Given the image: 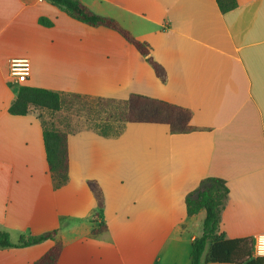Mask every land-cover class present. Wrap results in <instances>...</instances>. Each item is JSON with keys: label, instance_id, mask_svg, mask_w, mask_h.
I'll list each match as a JSON object with an SVG mask.
<instances>
[{"label": "crops", "instance_id": "obj_1", "mask_svg": "<svg viewBox=\"0 0 264 264\" xmlns=\"http://www.w3.org/2000/svg\"><path fill=\"white\" fill-rule=\"evenodd\" d=\"M82 1L149 42L167 80L115 29L82 22L51 0H0V227L14 242L58 229L57 264H191L205 211L189 216L185 198L214 176L230 189L221 231L264 235V0H239L227 12L216 0ZM13 57L30 59L23 84L163 99L190 108L197 128L174 133L164 123L126 122L109 137L68 130L70 179L55 188L44 119L35 110L8 111L21 86L9 79ZM90 179L104 191L99 215ZM101 224L107 230L93 235ZM55 242L0 247V264H32Z\"/></svg>", "mask_w": 264, "mask_h": 264}, {"label": "trees", "instance_id": "obj_2", "mask_svg": "<svg viewBox=\"0 0 264 264\" xmlns=\"http://www.w3.org/2000/svg\"><path fill=\"white\" fill-rule=\"evenodd\" d=\"M54 5L64 9L70 16L93 26L104 25L115 29L132 43L147 61L152 65L156 74L162 81L167 80L165 67L152 55L149 42L136 37L130 30L123 27L118 20L111 16L96 13L82 0H51ZM222 12L236 8L239 0H216ZM39 22L46 26L54 23L47 17H41ZM77 98H95L81 94H64L57 91L22 84L18 94L11 102L8 111L14 115H25L33 108H44L50 111L61 110L67 103V96ZM101 102H112L119 106L110 113L104 122L96 123L88 128H93L103 136H118L124 130L126 122H153L168 124L171 132H189L197 127L192 124L193 111L172 102L151 96L132 93L126 100L113 98H96ZM114 123H118L114 126ZM43 139L49 171L55 188H60L69 182V150L68 130L51 127L44 120ZM88 184L95 196L97 205L95 214L99 215L105 206V195L99 182L95 179L88 180ZM230 189L225 179L221 177H206L199 186L190 191L185 198L189 216L205 211L202 234L192 243L190 253L191 264H202L203 261L211 263L235 264H264V255H254L253 237L229 238L220 229L222 212L226 207ZM106 224L92 229L93 235H98L107 230ZM58 229L41 234L23 233L14 242L8 231L0 227V247H26L40 243L47 239L56 240L38 260L32 264H57L63 250V244L57 240Z\"/></svg>", "mask_w": 264, "mask_h": 264}, {"label": "rangeland", "instance_id": "obj_3", "mask_svg": "<svg viewBox=\"0 0 264 264\" xmlns=\"http://www.w3.org/2000/svg\"><path fill=\"white\" fill-rule=\"evenodd\" d=\"M10 82H13L9 77ZM20 84V83H19ZM22 85V84H21ZM119 105L112 102H101L96 98H77L68 95L67 103L58 111H50L44 108H33L38 112L41 117L48 123L49 126L64 130H79L88 126H93L96 123L104 122L113 109ZM118 123H114L117 126ZM64 127V128H62ZM194 231L200 232L202 230V224L199 227H195ZM190 233H187V237H190ZM178 258L180 261L184 258V251L182 247L176 248Z\"/></svg>", "mask_w": 264, "mask_h": 264}, {"label": "built area", "instance_id": "obj_4", "mask_svg": "<svg viewBox=\"0 0 264 264\" xmlns=\"http://www.w3.org/2000/svg\"><path fill=\"white\" fill-rule=\"evenodd\" d=\"M31 62L28 57H13L9 63V77L13 82L23 84L30 75ZM254 255H264V235L254 239Z\"/></svg>", "mask_w": 264, "mask_h": 264}]
</instances>
